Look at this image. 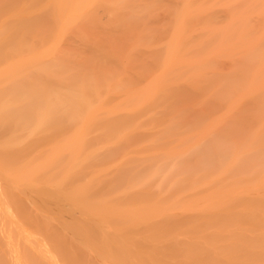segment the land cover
I'll list each match as a JSON object with an SVG mask.
<instances>
[{
    "label": "bare ground",
    "instance_id": "obj_1",
    "mask_svg": "<svg viewBox=\"0 0 264 264\" xmlns=\"http://www.w3.org/2000/svg\"><path fill=\"white\" fill-rule=\"evenodd\" d=\"M0 264H264V0H0Z\"/></svg>",
    "mask_w": 264,
    "mask_h": 264
}]
</instances>
